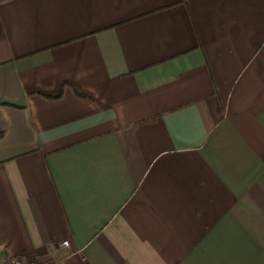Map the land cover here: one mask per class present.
<instances>
[{
  "label": "crops",
  "instance_id": "crops-1",
  "mask_svg": "<svg viewBox=\"0 0 264 264\" xmlns=\"http://www.w3.org/2000/svg\"><path fill=\"white\" fill-rule=\"evenodd\" d=\"M7 255L264 264V0L0 1Z\"/></svg>",
  "mask_w": 264,
  "mask_h": 264
},
{
  "label": "trees",
  "instance_id": "trees-1",
  "mask_svg": "<svg viewBox=\"0 0 264 264\" xmlns=\"http://www.w3.org/2000/svg\"><path fill=\"white\" fill-rule=\"evenodd\" d=\"M0 1H4V0H0ZM16 259H17V257L15 255H7L5 264H15Z\"/></svg>",
  "mask_w": 264,
  "mask_h": 264
},
{
  "label": "built area",
  "instance_id": "built-area-1",
  "mask_svg": "<svg viewBox=\"0 0 264 264\" xmlns=\"http://www.w3.org/2000/svg\"><path fill=\"white\" fill-rule=\"evenodd\" d=\"M61 244L62 245H68V240H63L62 242H61ZM22 263V261L19 259V258H17L16 260H15V264H21ZM46 264H49V263H46Z\"/></svg>",
  "mask_w": 264,
  "mask_h": 264
},
{
  "label": "rangeland",
  "instance_id": "rangeland-1",
  "mask_svg": "<svg viewBox=\"0 0 264 264\" xmlns=\"http://www.w3.org/2000/svg\"><path fill=\"white\" fill-rule=\"evenodd\" d=\"M6 261V260H5ZM47 263H49V264H53L52 262H47ZM0 264H5V262L4 263H0ZM21 264H23V263H21ZM44 264H46V263H44Z\"/></svg>",
  "mask_w": 264,
  "mask_h": 264
}]
</instances>
